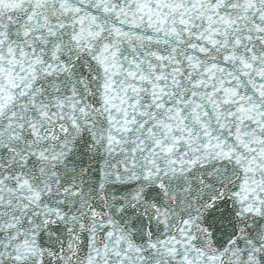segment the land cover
<instances>
[{"label":"snow or ice","instance_id":"6c2138e0","mask_svg":"<svg viewBox=\"0 0 264 264\" xmlns=\"http://www.w3.org/2000/svg\"><path fill=\"white\" fill-rule=\"evenodd\" d=\"M0 264H264V0H0Z\"/></svg>","mask_w":264,"mask_h":264}]
</instances>
